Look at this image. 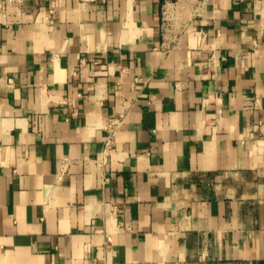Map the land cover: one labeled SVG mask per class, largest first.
<instances>
[{
    "label": "crops",
    "instance_id": "0c3cea01",
    "mask_svg": "<svg viewBox=\"0 0 264 264\" xmlns=\"http://www.w3.org/2000/svg\"><path fill=\"white\" fill-rule=\"evenodd\" d=\"M202 2L0 0V264H264V0Z\"/></svg>",
    "mask_w": 264,
    "mask_h": 264
},
{
    "label": "built area",
    "instance_id": "2783aa9c",
    "mask_svg": "<svg viewBox=\"0 0 264 264\" xmlns=\"http://www.w3.org/2000/svg\"><path fill=\"white\" fill-rule=\"evenodd\" d=\"M9 1H11V2H15V3H21L23 0H9ZM201 2H202V0H201ZM200 3V2H199ZM203 3V2H202ZM202 3H201V5H202ZM200 5V6H201ZM199 6V7H200ZM181 14V11L180 10H176V12L172 9V7L171 6H167V7H165L164 8V10H163V22H162V24H163V26L164 27H169V26H171V24L173 23V21H175V20H177L180 16ZM119 123V121L118 120H112V121H110V123L108 124V128L110 129V130H112L113 129V127H115V125L116 124H118ZM109 143H110V139H107V142H106V148L108 147V145H109ZM107 149H104L103 150V152H102V162H104V160H105V158H106V155H107V151H106ZM101 163V162H100ZM63 169H64V167H63ZM104 179L106 180L107 179V177L105 176L104 177Z\"/></svg>",
    "mask_w": 264,
    "mask_h": 264
}]
</instances>
